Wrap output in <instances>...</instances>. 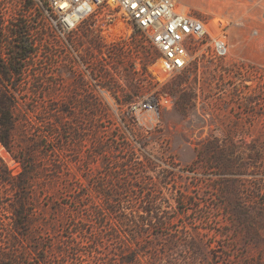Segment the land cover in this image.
I'll list each match as a JSON object with an SVG mask.
<instances>
[{"label":"rangeland","instance_id":"374dc122","mask_svg":"<svg viewBox=\"0 0 264 264\" xmlns=\"http://www.w3.org/2000/svg\"><path fill=\"white\" fill-rule=\"evenodd\" d=\"M180 1L225 21L224 62L164 73L139 29L84 24L0 79L18 106L0 157L34 169L19 191L0 181V264H117L134 246L144 264H264V0ZM162 93L158 120L130 111ZM157 208L166 219L143 228Z\"/></svg>","mask_w":264,"mask_h":264},{"label":"built area","instance_id":"2783aa9c","mask_svg":"<svg viewBox=\"0 0 264 264\" xmlns=\"http://www.w3.org/2000/svg\"><path fill=\"white\" fill-rule=\"evenodd\" d=\"M84 24L96 36L139 29L160 53L159 71L168 74L207 59L224 62L229 53L225 21L206 19L180 0H0V61L14 56L15 43L28 46L30 56L54 37L66 42ZM240 63L245 71L253 64ZM171 103L165 93L150 94L129 108L158 120Z\"/></svg>","mask_w":264,"mask_h":264},{"label":"trees","instance_id":"16d2710c","mask_svg":"<svg viewBox=\"0 0 264 264\" xmlns=\"http://www.w3.org/2000/svg\"><path fill=\"white\" fill-rule=\"evenodd\" d=\"M29 47L24 44L15 43L14 48V56L8 59L5 62L0 61V79H9L10 76H19L21 75V68L24 65L25 61L29 58ZM32 67V64L30 65ZM15 90L14 91H7V92H0V142L10 151L8 141L13 135L14 126L18 120L17 109L18 106L15 102ZM11 152V151H10ZM22 166V169L17 173L13 174L7 168L5 162L0 157V181L4 185H8L15 191H19L22 188L30 187L32 177L34 174V169L31 167L26 168L23 163V160L20 157H16ZM25 203L24 195H21L16 200V208L12 209L14 213V222L13 227L16 229L20 227L25 220H22V210L23 204ZM16 210V212H14ZM112 211V208H109ZM146 216L147 221H141L143 228L146 225H153V224H161L166 219V211L159 210L157 208L156 211H151V209H146ZM130 214L134 217L140 216L134 213V211L130 212ZM121 222V221H119ZM133 242L134 239H133ZM117 254V264H144L143 262V253L139 247H132L128 251V255H122L125 251L122 248H118ZM13 260V259H12ZM100 264H114L112 261L105 260L103 263Z\"/></svg>","mask_w":264,"mask_h":264},{"label":"crops","instance_id":"0c3cea01","mask_svg":"<svg viewBox=\"0 0 264 264\" xmlns=\"http://www.w3.org/2000/svg\"><path fill=\"white\" fill-rule=\"evenodd\" d=\"M254 59H259V56L258 55H253L252 56Z\"/></svg>","mask_w":264,"mask_h":264}]
</instances>
